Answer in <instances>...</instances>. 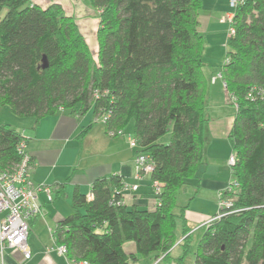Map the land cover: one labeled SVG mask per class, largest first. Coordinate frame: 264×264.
I'll return each mask as SVG.
<instances>
[{
  "label": "trees",
  "instance_id": "trees-1",
  "mask_svg": "<svg viewBox=\"0 0 264 264\" xmlns=\"http://www.w3.org/2000/svg\"><path fill=\"white\" fill-rule=\"evenodd\" d=\"M87 1L99 17L96 57L58 3L0 0V106L35 121L59 109L91 111L89 125L102 121L108 135L132 122L135 151L152 164L148 174L138 173L159 184L157 192L151 184L155 207L127 203L120 174L97 177L87 193L74 188L73 212L58 221L54 242L71 260L90 264H140L149 255L155 264H185L192 242L185 212L193 197L174 211L178 192L192 181L197 188L205 164L203 1ZM228 12L233 18L220 22ZM218 21L227 24V50L214 77L234 108L227 140L236 186L222 191L231 204L205 225L193 264H264V0H228ZM20 140L26 141L20 131L0 123V169L19 161ZM132 241L135 252L126 253L123 244ZM177 245L181 252L173 257Z\"/></svg>",
  "mask_w": 264,
  "mask_h": 264
},
{
  "label": "crops",
  "instance_id": "crops-1",
  "mask_svg": "<svg viewBox=\"0 0 264 264\" xmlns=\"http://www.w3.org/2000/svg\"><path fill=\"white\" fill-rule=\"evenodd\" d=\"M29 1L40 7L58 3L64 15L74 18L87 41L96 33L99 23L98 13L87 0ZM225 106L223 105L227 115L224 121L219 123L215 133L211 134L214 137L212 146L210 140L205 145V164L199 169L200 183L196 188V182L192 181L194 189L189 197L193 198L189 202V197L186 200L189 207L185 216L189 227L193 223L199 225L208 221L218 212V209L216 212L212 211L216 204L212 206L211 201L210 206L202 208L201 211L197 209L198 211L192 213V209L202 201L208 204L205 201V195L208 194L205 192L210 191L212 196L229 181L226 173L220 174V166L225 165L224 161L229 154L224 144L226 142L229 147L227 133L233 119V115L230 116ZM28 119L27 127L24 126L22 129L26 139L25 150L31 158L30 177L36 183L53 186L55 190L51 201L46 200L44 194H39L42 212L29 220L27 243L30 248V258L25 260L20 250L8 246L2 253L0 251V264H72V260L67 255L57 251L58 245L54 242L52 231L59 220L73 212L71 196L74 188L78 187L83 193H87L91 190V182L97 177L120 174L125 185L123 196L127 203H134L151 210L155 207L157 201L152 193L149 176L137 172L132 161L134 151L130 149L127 140L125 142L120 134L108 135L102 121H95L89 125L92 120L91 111L77 115L59 109L54 115L38 121L32 117ZM213 147L215 149L211 150ZM207 154H210L215 163H211V159H206ZM206 222L202 225L205 226ZM179 236L180 233L177 237ZM123 248L126 253L135 252V244L131 242L124 243ZM145 264L152 263L145 262Z\"/></svg>",
  "mask_w": 264,
  "mask_h": 264
},
{
  "label": "rangeland",
  "instance_id": "rangeland-1",
  "mask_svg": "<svg viewBox=\"0 0 264 264\" xmlns=\"http://www.w3.org/2000/svg\"><path fill=\"white\" fill-rule=\"evenodd\" d=\"M203 1V5L201 7V9L199 10V16H198V21H199V32L201 34L204 35V46H205V50H204V73L206 76V80H207V93H206V97H205V102H206V109H205V114L208 115V117H210V120H208V122L206 123L207 127V135H208V140H210V145L212 146V141L214 139V137L211 135L213 134V132L215 133V131L217 130V127L219 126V123L224 121L225 116L227 115V113H225V108L223 107V105L225 107H227V111L230 114V116L233 113V104H231L230 98H229V94L226 92V90H224L222 84H221V80L220 79H216L214 76L216 75V73L219 71V67L224 63L225 60V51L226 46H225V40L227 38V34H226V30H227V24H222L219 23L218 21V16L221 15V13L225 12L228 9V0H202ZM98 31V28L96 30V33ZM96 33L93 34V36L91 37V39H88V41L86 40L89 50L92 51L93 57H96L97 54V39H96ZM83 35V34H82ZM84 37V35H83ZM93 39V40H92ZM85 40V38H84ZM225 46V47H224ZM213 76V77H212ZM211 78V80H210ZM27 118V119H26ZM28 116L25 117H19L17 115H15L14 113H12L7 106H0V123L2 122H7L9 123L12 127H16L21 133L24 132V129H22V127L26 126L27 127V120H29ZM132 122H129L127 124V126L125 127V132L121 133L119 136L123 138V140H125L126 142V138H127V134L130 133L132 131ZM27 129V128H26ZM24 135V133H23ZM121 138V139H122ZM118 140H120V138H117ZM169 140L168 135H165L163 137H161V141L163 142H167ZM121 141V140H120ZM127 144L128 140H127ZM227 149H228V156L230 155V147L227 146L226 142L224 144ZM132 151H134V155H133V159L132 161L134 162V158L137 154V152L135 151V149L130 148ZM215 149V147L211 148ZM211 159L210 154L206 155V159ZM228 159H226V161H224L225 165H221L220 169H221V173L220 174H227V183L231 182V169L230 166L228 165ZM223 162V161H222ZM211 163H215L214 160L211 159ZM135 164V162H134ZM220 165V164H219ZM211 166V164L209 165ZM210 169V167H209ZM230 174V175H229ZM225 185V186H226ZM223 188V187H222ZM194 189V186L192 184V182H190L189 184L186 185L185 188V192L184 190H180L178 192L177 195V199H176V209L174 212H178L179 208L181 206H184L186 204V200L187 198L192 194ZM221 189V188H220ZM219 191V190H218ZM218 191L216 192V194H212L211 196V192H205L208 194V196L205 195V201L208 204H205L203 201L200 202L199 205H195V207H193L192 209V213L196 212V211H201L202 208H206L209 207L210 204H212V206H214L216 203V200L218 198ZM211 201V203H210ZM199 203V202H198ZM210 203V204H209ZM198 209V210H197ZM218 209V205L216 204V206H214V209L212 210L213 212H216ZM207 221V220H206ZM204 221V222H206ZM29 222V221H28ZM204 222L202 223H198L197 224H192L191 227L193 228L192 230V234H191V239L192 242L190 244V252L189 254L186 256L185 258V264H193V260H194V248L195 245L197 243V241L199 240V236L202 234V232L205 229V226L202 225ZM197 225V226H196ZM180 220L177 219V233H180ZM131 243L134 242L132 241ZM127 249V246H126ZM172 256L176 257L178 256V254H180L181 249L180 246L177 245L175 246V248H173L172 250ZM145 262H151L153 264V256L149 255L147 257L144 258H140V263L141 264H145Z\"/></svg>",
  "mask_w": 264,
  "mask_h": 264
},
{
  "label": "built area",
  "instance_id": "built-area-1",
  "mask_svg": "<svg viewBox=\"0 0 264 264\" xmlns=\"http://www.w3.org/2000/svg\"><path fill=\"white\" fill-rule=\"evenodd\" d=\"M235 2L236 0H230L231 5H234ZM232 18L233 13L228 12L219 21H230ZM233 32V28H230L228 34L232 35L234 34ZM126 140H128L130 148H138V140L132 134L128 133ZM25 148L24 140H20L17 145V151L20 156L19 161L13 169H0V251L2 253L3 249L9 246L18 251L20 250L22 257L26 260L30 258V248L27 243L30 229L28 221L35 216H39L42 212L39 200L40 193H44L49 201L52 200V188L43 183L36 184L32 180L30 177L31 158ZM234 161L235 158L231 154L228 159V165H233ZM134 162L137 172L142 171V173L148 174L152 169L148 156L141 152H137ZM151 184H153L155 192H157L159 184L155 181H152ZM235 186L236 183L231 181L218 191V198L215 202L218 205V209L230 206L231 203L222 199L221 196L224 191H233ZM217 217L219 216L210 217L206 224ZM57 251L65 254L66 246L58 245ZM72 264L90 263L82 259H76L72 260Z\"/></svg>",
  "mask_w": 264,
  "mask_h": 264
}]
</instances>
